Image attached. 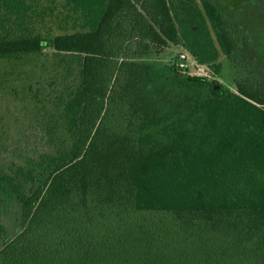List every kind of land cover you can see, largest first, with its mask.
I'll return each instance as SVG.
<instances>
[{"label":"trees","instance_id":"obj_1","mask_svg":"<svg viewBox=\"0 0 264 264\" xmlns=\"http://www.w3.org/2000/svg\"><path fill=\"white\" fill-rule=\"evenodd\" d=\"M254 1L263 25L249 64L247 21L214 0H0V58L50 47L65 83L58 142L0 170V201L20 220L13 234L0 222V264H264V0ZM169 43L213 73L245 70L235 89L173 67L145 81L154 64L140 53Z\"/></svg>","mask_w":264,"mask_h":264},{"label":"rangeland","instance_id":"obj_2","mask_svg":"<svg viewBox=\"0 0 264 264\" xmlns=\"http://www.w3.org/2000/svg\"><path fill=\"white\" fill-rule=\"evenodd\" d=\"M238 26L250 27L249 36L243 35L245 46V62L255 64L256 50L254 48V28L263 25V12L254 0H214ZM241 21H247L245 24ZM60 32L59 29L46 33L47 36ZM253 33V36H252ZM259 33V32H258ZM259 37H261L259 35ZM263 44V42L260 40ZM186 49L169 43L162 48L155 46L144 52V60L152 62V74L145 81L157 83L168 80L175 72L183 75H197L214 77L235 89V79L245 70L226 64L224 74L213 73L206 64L189 60L191 65L187 70L178 67L179 52ZM221 60L225 61L224 54ZM60 64L53 49L46 47L36 55H27L21 58H0V170L11 172L16 163H25L31 157H37L54 147L58 137L51 127H57L61 122L59 117L61 106L58 94L62 93L64 82L58 77ZM174 68V71L171 70ZM204 68L203 70H201ZM195 71V72H194ZM51 133V134H50ZM54 134V133H53ZM19 207L12 201H0V222L5 224L13 234L20 227Z\"/></svg>","mask_w":264,"mask_h":264},{"label":"built area","instance_id":"obj_3","mask_svg":"<svg viewBox=\"0 0 264 264\" xmlns=\"http://www.w3.org/2000/svg\"><path fill=\"white\" fill-rule=\"evenodd\" d=\"M194 60L196 62L197 59L187 50V49H183L179 52V59H178V67L181 68L182 70H187L188 67H190L191 63L189 60ZM200 63V62H198ZM203 64V63H201ZM204 68H202L201 70H203ZM195 72V71H194ZM198 73L197 75H202V72H196Z\"/></svg>","mask_w":264,"mask_h":264}]
</instances>
